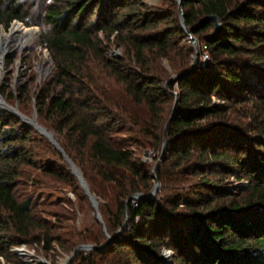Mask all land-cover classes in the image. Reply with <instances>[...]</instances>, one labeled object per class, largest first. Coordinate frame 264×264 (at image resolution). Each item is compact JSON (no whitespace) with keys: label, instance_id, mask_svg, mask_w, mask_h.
I'll use <instances>...</instances> for the list:
<instances>
[{"label":"trees","instance_id":"16d2710c","mask_svg":"<svg viewBox=\"0 0 264 264\" xmlns=\"http://www.w3.org/2000/svg\"><path fill=\"white\" fill-rule=\"evenodd\" d=\"M177 6L166 11L147 0H0V23L34 22L39 43L55 63L37 95V115L93 194L90 169L118 191L109 220L103 216L113 238L104 250L79 251L77 264H151L156 242L167 238L162 202L134 198L152 190L150 169L131 140L119 135L125 127L136 129L143 117L147 121L137 131L152 138L153 146H163L167 137L157 179L177 181L185 168L193 178L188 195L162 197L173 204L171 214L190 216L172 237L178 263L264 264V0H182ZM179 7L191 36L200 40L192 71L193 52L180 44L187 32ZM211 15L222 23L215 36ZM113 47L126 56L110 55ZM204 53L209 60L203 65ZM176 54L180 77L167 83L159 61ZM172 94L176 108L167 120ZM20 122L0 109V256L7 260L17 257L14 246L44 242L49 250L58 241L49 222L37 216V205L17 193L24 168L34 164L32 133L39 135L33 127H18ZM39 138L64 165L62 171L51 165L42 170L59 180L70 178L83 194L64 156L46 137ZM231 178L247 185L229 189ZM103 238L100 233L92 243L60 245L74 251L81 244L100 246ZM109 252L114 255L107 257Z\"/></svg>","mask_w":264,"mask_h":264},{"label":"rangeland","instance_id":"374dc122","mask_svg":"<svg viewBox=\"0 0 264 264\" xmlns=\"http://www.w3.org/2000/svg\"><path fill=\"white\" fill-rule=\"evenodd\" d=\"M147 2L157 9L166 11H176L175 7H178L176 0H147ZM15 23H19L28 29H32L34 31V37L33 41L21 51L19 48L5 51L6 53H4L5 57L3 58V64H0V95L9 106L17 107L22 115L30 118L35 116L36 121L45 126L48 124L37 115L35 105L41 87H43V85L50 79L55 70V63L49 50L42 47L39 43L38 34L40 27L34 22L32 25H27L19 20H14L9 26H5L1 23L0 26L4 28V32L8 33L11 26ZM190 37L191 34L189 35L186 33L180 44L192 50V65L195 48ZM195 39L197 40L199 52L200 40L198 38ZM12 41V45L17 44V41ZM109 54L116 57L126 56L125 50L121 47L111 48ZM177 56L178 55L176 54L175 58L172 59L169 57H163L159 61L160 66L169 75V79L173 75L179 73L174 68L175 64L179 63L178 60L181 58ZM25 88L28 91L26 96L22 93ZM175 94L176 96L178 95L177 87L174 92V95ZM174 95L172 94L170 96L169 107H167V120L172 117L174 107L176 106V104H174ZM0 109H2L1 106ZM129 109L131 108L129 107ZM133 109L135 111L138 110L137 115H139V112L141 115H145V109H137L134 106ZM133 109L131 110V113L134 112ZM143 118L147 121L146 117ZM20 121L18 127L25 128L26 126H24L25 124L21 118ZM145 121L137 126L136 129L125 127L119 135L131 140V143H133L134 148L139 153L143 162L148 165L150 174L152 175L156 163L158 161H160V163L161 161L163 162L164 157L167 156L166 148L168 143L167 137L164 136L163 146L157 148L153 146L152 138L144 137L138 132L137 129L142 128L145 125ZM168 127L169 124L167 121L163 128L167 130ZM32 135V138L36 139L30 141L29 148L31 147L33 150L34 164L24 168V175L19 179L17 193L22 199L27 198L32 204L37 205V216L49 222L53 228L52 236L58 238V241H54L49 250L44 248L46 245L44 242L41 244L33 243L14 246L11 251L17 254V257H11L7 260L0 256V264H18V261H21L22 264H65V259L70 256L73 251L61 247L60 243L64 244L67 248H71L72 244L79 240L83 241L81 243H89L93 238H96L97 235H100V233H103V239L106 241L108 240L107 234L112 238L114 235H111L110 232H108L105 224L102 223V226L100 222L97 221L96 211L93 208L89 197L85 198L83 195L84 191L82 194V192L76 188V185L72 183L70 178L59 180L46 174L42 170L43 166L51 165L56 170L62 171L64 165H62V162L58 157L53 154L50 147L46 145V142L39 138L41 135L40 133L39 135L32 133ZM165 142L166 144L164 148ZM186 170L187 169L185 168L183 172L180 173L177 181H169V177L167 176L162 180L157 179L159 187L153 198H156L157 200L159 199L164 206V216L162 217V219H164V224L162 226V232L163 236H167V238L162 242L157 241L156 247H154L152 252L151 248H149V251L153 255V262H151V264H179L177 261V250L173 246L172 237H178L180 234L179 228L183 227L182 223L188 221L183 219H187L190 216H174L175 214H171L169 211L173 208V204L169 205L165 203L163 201L164 198L162 199V197L172 199L174 195L181 192L184 196L185 194L188 195V193H190V186L192 185L191 181L193 178L191 176L188 177ZM87 181L91 188L94 189L96 195H93L99 202V211L102 218L104 216V219L105 217L108 219L107 210H115V196L118 192L117 189H115L112 184L102 182L98 179L92 169L87 171ZM154 185L155 178L152 177V189L154 188ZM246 185V182L238 183L231 178L227 187L229 189H241ZM179 207L182 208L181 205H179ZM167 220H170V223ZM117 230L118 229L115 231ZM119 232L125 234L124 229ZM124 250L126 253L127 250ZM90 251L84 250L83 252L88 253ZM113 255V252H109L106 256L112 257ZM74 259L71 264H77L74 262Z\"/></svg>","mask_w":264,"mask_h":264},{"label":"water","instance_id":"95a60500","mask_svg":"<svg viewBox=\"0 0 264 264\" xmlns=\"http://www.w3.org/2000/svg\"><path fill=\"white\" fill-rule=\"evenodd\" d=\"M177 3L181 4V1L182 0H176ZM179 16H180V19H181V23H182V26L183 28L186 30V32L190 35L191 32L190 30L187 28L186 26V23H185V19H184V14H183V10L182 8L180 7L179 8ZM209 19L213 20L215 22V29L213 31V36L219 34L222 30V23H221V20L219 17H217L216 15H211L208 17ZM191 40H192V43L194 45V48H195V55L193 56V62H192V67H191V71L195 68L196 64L198 63V60H199V52H198V46H197V40L195 38H193L192 36L190 37ZM6 53V52H5ZM5 57V54H3V58ZM180 77V75L176 74V75H173L167 83H173L175 82L178 78ZM0 106L2 107V109L4 110H7V111H10L11 113H13L14 115L20 117L23 121V123L26 125V126H29V127H33L36 131H38L41 135H43L44 137H46L58 150L59 152L64 156L65 160L67 161V163L69 164L72 172L76 175V177L78 178L79 182H80V185L82 186V188L84 189L85 191V194L89 197L91 203H92V206L93 208L95 209L96 211V219L97 221H99L100 223H103V218L101 216V213L99 211V202L98 200L96 199V197L93 195V193L90 191V188L86 182V180L84 179V176H83V173L81 172L80 168L76 165V163L69 157V155L65 152V150L63 149V147L60 145V143L58 142L57 138L55 137V134L53 131L49 130L47 127L39 124L37 121H36V117H27V116H24L22 115L17 107H11L9 106L4 99L1 98V95H0ZM175 108L176 106L174 107V111H175ZM35 114V113H34ZM174 115H172L171 118H173ZM165 144L166 142L164 143V148H165ZM163 156V155H162ZM159 163L160 161H158L156 163V165L154 166V169H153V172H152V177L155 178V185H154V188L151 190V192L149 194H143V193H137L134 195V198H137V199H141V198H146V197H149V198H153L155 195H156V192L158 190V187H159V182L157 180V175H156V171H157V168L159 166ZM108 240L100 245V246H96V245H91V244H81L79 246H77L75 248V250L71 253L70 256H68L66 259H65V264H71V262L73 261V259L76 257L77 253L79 251H90V250H94L96 248L100 249V250H104L110 240L112 239V237L110 235H108Z\"/></svg>","mask_w":264,"mask_h":264},{"label":"bare ground","instance_id":"6f19581e","mask_svg":"<svg viewBox=\"0 0 264 264\" xmlns=\"http://www.w3.org/2000/svg\"><path fill=\"white\" fill-rule=\"evenodd\" d=\"M4 28L0 26V64H3V54L6 50H14L19 48L20 51L33 41L34 31L28 29L19 23H15L6 33L3 31ZM12 40L17 41L16 45H12ZM15 43V42H14ZM2 98V97H1ZM3 99V98H2ZM21 252V250H20ZM23 254V252H22Z\"/></svg>","mask_w":264,"mask_h":264},{"label":"built area","instance_id":"2783aa9c","mask_svg":"<svg viewBox=\"0 0 264 264\" xmlns=\"http://www.w3.org/2000/svg\"><path fill=\"white\" fill-rule=\"evenodd\" d=\"M209 60V56L207 53H204L202 56V63L203 65L206 64V62Z\"/></svg>","mask_w":264,"mask_h":264}]
</instances>
